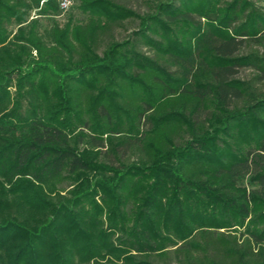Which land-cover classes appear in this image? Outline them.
<instances>
[{
    "label": "trees",
    "instance_id": "trees-1",
    "mask_svg": "<svg viewBox=\"0 0 264 264\" xmlns=\"http://www.w3.org/2000/svg\"><path fill=\"white\" fill-rule=\"evenodd\" d=\"M61 2L0 0V264H264V0Z\"/></svg>",
    "mask_w": 264,
    "mask_h": 264
},
{
    "label": "rangeland",
    "instance_id": "rangeland-1",
    "mask_svg": "<svg viewBox=\"0 0 264 264\" xmlns=\"http://www.w3.org/2000/svg\"><path fill=\"white\" fill-rule=\"evenodd\" d=\"M133 4L136 6L138 3L134 2ZM141 10H144V8H142ZM70 16L75 17V19L83 18V15L77 9V3L75 2V0H72V5L69 6V8L64 12V14L60 18V21L64 23ZM246 75H248V72L241 73L242 77H245Z\"/></svg>",
    "mask_w": 264,
    "mask_h": 264
},
{
    "label": "built area",
    "instance_id": "built-area-1",
    "mask_svg": "<svg viewBox=\"0 0 264 264\" xmlns=\"http://www.w3.org/2000/svg\"><path fill=\"white\" fill-rule=\"evenodd\" d=\"M70 5H71L70 0H62L61 2V7L64 11H66Z\"/></svg>",
    "mask_w": 264,
    "mask_h": 264
}]
</instances>
